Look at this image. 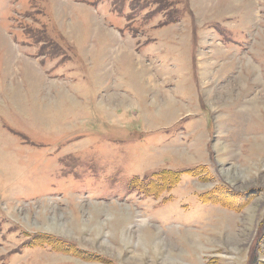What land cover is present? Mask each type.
I'll return each mask as SVG.
<instances>
[{
	"label": "rangeland",
	"instance_id": "374dc122",
	"mask_svg": "<svg viewBox=\"0 0 264 264\" xmlns=\"http://www.w3.org/2000/svg\"><path fill=\"white\" fill-rule=\"evenodd\" d=\"M112 2L0 0V264H264V0Z\"/></svg>",
	"mask_w": 264,
	"mask_h": 264
},
{
	"label": "trees",
	"instance_id": "16d2710c",
	"mask_svg": "<svg viewBox=\"0 0 264 264\" xmlns=\"http://www.w3.org/2000/svg\"><path fill=\"white\" fill-rule=\"evenodd\" d=\"M123 0H113V6L116 8L117 2L122 3ZM146 5L144 4L142 7H145ZM120 8L121 6H117ZM141 7V8H142ZM161 10L166 9V5L162 6L159 8ZM166 16H168V19L176 18L177 17V12L174 10H166ZM133 181L129 184L130 189H135L137 191H140L144 195H153L157 196L156 192L164 191L166 189H169L172 187V184H174L178 180V173L176 172H171L166 169H162L160 171H154L151 173L149 179H132ZM156 189V190H155ZM201 201L205 202V200L201 199ZM217 201H219V198H217ZM39 239V244L46 243L50 245L51 247L55 246L53 239L48 237V239L38 238ZM38 240H33L32 244L36 243ZM63 246L60 244V247ZM66 249H68L67 245H64Z\"/></svg>",
	"mask_w": 264,
	"mask_h": 264
}]
</instances>
